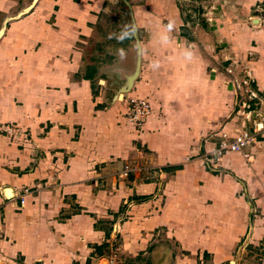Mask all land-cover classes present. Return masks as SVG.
Listing matches in <instances>:
<instances>
[{
	"label": "crops",
	"instance_id": "1",
	"mask_svg": "<svg viewBox=\"0 0 264 264\" xmlns=\"http://www.w3.org/2000/svg\"><path fill=\"white\" fill-rule=\"evenodd\" d=\"M216 1L211 21L180 0H0V125L15 130L0 133V264L264 257V0ZM129 24L133 39L110 38ZM128 86L151 103L141 129L118 98ZM240 130L250 160L213 155Z\"/></svg>",
	"mask_w": 264,
	"mask_h": 264
},
{
	"label": "built area",
	"instance_id": "2",
	"mask_svg": "<svg viewBox=\"0 0 264 264\" xmlns=\"http://www.w3.org/2000/svg\"><path fill=\"white\" fill-rule=\"evenodd\" d=\"M255 14L261 20L264 19V6L261 7L257 5L255 9ZM201 16H206L205 13H201ZM207 17V16H206ZM251 75L249 71L245 72L243 78L238 82V84L243 88V92L246 93L248 98H255L256 93L251 89ZM130 90L127 91L120 101L124 102L126 105L125 117L134 126L135 129H141L146 123L148 117L152 113L151 103L147 98L138 97L129 94ZM243 110L246 108L245 104H242ZM243 112V111H242ZM262 124H260L261 126ZM15 130L13 127L8 125H0V133L5 132L10 135ZM254 136L248 130L236 131L234 135H229L226 132H221L219 136L218 144L213 151V155L217 158L223 157L227 153H238L243 156L244 159L250 160L251 155L247 151L248 148L253 144ZM131 169L129 167H124L121 175L127 177ZM24 198L20 197L16 203L17 208L20 209L24 205ZM102 264H122V257L119 254L117 248H114L105 256ZM255 264H264V257L260 258Z\"/></svg>",
	"mask_w": 264,
	"mask_h": 264
},
{
	"label": "clouds",
	"instance_id": "3",
	"mask_svg": "<svg viewBox=\"0 0 264 264\" xmlns=\"http://www.w3.org/2000/svg\"><path fill=\"white\" fill-rule=\"evenodd\" d=\"M176 30V22L174 20H169L167 24L159 25V35L162 39L169 44L174 41L173 33ZM137 33V27L135 24H129L124 26L119 33H113L110 38H115L118 42L122 43L125 40H130L135 37ZM177 49L180 52L181 58L185 62H193L196 59V53L193 51L190 45L177 44ZM117 55L122 60L124 59L126 53L124 49H117ZM153 65L157 68L160 67L159 61H154Z\"/></svg>",
	"mask_w": 264,
	"mask_h": 264
},
{
	"label": "rangeland",
	"instance_id": "4",
	"mask_svg": "<svg viewBox=\"0 0 264 264\" xmlns=\"http://www.w3.org/2000/svg\"><path fill=\"white\" fill-rule=\"evenodd\" d=\"M180 3L183 5V8L190 9L191 11H197L200 16L197 17H199L200 19L201 18L206 19L208 17V19L211 18V21H213L214 15L215 13H217L216 9L219 6L222 7V4H225L226 2L222 1V4L220 3L219 6L216 0H180ZM201 13H205L207 17L206 16L202 17Z\"/></svg>",
	"mask_w": 264,
	"mask_h": 264
},
{
	"label": "water",
	"instance_id": "5",
	"mask_svg": "<svg viewBox=\"0 0 264 264\" xmlns=\"http://www.w3.org/2000/svg\"><path fill=\"white\" fill-rule=\"evenodd\" d=\"M130 89H131V86H128V87H126L125 89H123V91H121V93L119 94L118 98H119V99H122V98H123V95H124L127 91H129Z\"/></svg>",
	"mask_w": 264,
	"mask_h": 264
},
{
	"label": "trees",
	"instance_id": "6",
	"mask_svg": "<svg viewBox=\"0 0 264 264\" xmlns=\"http://www.w3.org/2000/svg\"><path fill=\"white\" fill-rule=\"evenodd\" d=\"M180 166L173 167L172 170L179 169Z\"/></svg>",
	"mask_w": 264,
	"mask_h": 264
}]
</instances>
